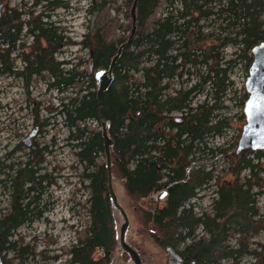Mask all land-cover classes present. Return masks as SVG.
Returning a JSON list of instances; mask_svg holds the SVG:
<instances>
[{"label": "trees", "instance_id": "1", "mask_svg": "<svg viewBox=\"0 0 264 264\" xmlns=\"http://www.w3.org/2000/svg\"><path fill=\"white\" fill-rule=\"evenodd\" d=\"M19 1L21 8H6L0 17V76L23 78L27 84L33 78L47 79L49 90L59 94L75 91L60 99L57 115L64 118L71 146L84 167L89 222L83 238L70 248L66 264H103L93 260L94 251L102 248L107 260L114 244L107 171L105 162L97 163L98 155L104 154L103 139L101 133L84 126L88 121L100 125L98 116L108 124L112 178L121 181L134 207L154 194L167 193L160 207H137L140 222L158 247L175 251L181 264H241L247 257L250 264H264V256L252 249L256 244L249 242L264 230V220L257 219L255 208L256 198L264 194L260 191L264 187V151L237 155L208 142L224 137L229 128L228 120L219 115L225 108L221 99L232 86L230 81L226 83L227 69L235 67L237 60L250 65L252 49L264 41V1L137 0L133 21L130 10L134 0H125L130 33L123 39L109 36L113 26L120 24L103 18L116 0H89V25L79 42L88 52V62L78 61L73 66L55 60L61 47L72 43L50 21L54 11L68 9V0H33L32 8H42L36 15L29 9L23 11L26 5ZM164 6L169 12L157 17ZM214 16L227 22L221 30L238 29L223 43L239 48L242 54L235 59L220 62L221 56L214 59L212 55L213 46L204 47L199 23ZM25 39H31L32 44L26 46ZM126 42L114 64L110 87L97 94L89 65L93 72L108 69ZM16 60L22 64L21 70L16 69ZM84 65L86 69H82ZM196 66L209 72L198 84L174 90L173 82L190 75V68ZM205 86L210 97L191 106ZM247 95L244 93L237 105L244 108ZM175 114L182 115L179 122ZM36 125L43 128L46 123ZM19 150L20 146L15 148ZM41 151L46 149L34 144L25 162L7 167L0 164V170H7L1 184L9 193V208L0 216V253L16 252L11 239L19 227L31 222L29 208L46 181L38 175ZM220 161L223 171L217 170ZM210 185L215 188L210 213L197 214L194 204L188 203ZM199 229L201 236L195 234ZM26 256L23 250L17 258Z\"/></svg>", "mask_w": 264, "mask_h": 264}, {"label": "rangeland", "instance_id": "2", "mask_svg": "<svg viewBox=\"0 0 264 264\" xmlns=\"http://www.w3.org/2000/svg\"><path fill=\"white\" fill-rule=\"evenodd\" d=\"M124 2L125 0H116L115 3L110 4L107 15L103 17L104 20L113 19L114 23L117 21L118 25L120 24L113 26L114 29H111L110 37L127 39L129 36V20L125 17L128 8L123 5ZM32 3L33 0H24L26 8L22 9L23 11L29 9L36 15L42 8L41 6L32 8ZM19 4V0H0L3 10L20 7ZM88 4L89 0H68V9H57L53 12L50 21L57 26L58 32L72 43L61 47L55 57L58 62H69L72 66L78 61L88 62V52L83 51L79 46V42L86 32V26L89 25L86 17ZM168 12L164 6L157 17H164ZM223 21V17L214 16L201 20L199 23L205 37L204 47L213 46L215 49L212 55L214 59L221 56L223 60L220 62L235 59L236 55L242 54L237 46H223L226 38H231L234 33L238 32L237 28L232 30L227 27L228 30H221L220 27L227 25V22ZM25 43L26 46H29L32 44V40L25 39ZM19 53L20 50L15 52L14 56ZM15 67L17 70H21L23 66L16 60ZM65 67L66 69L71 68L70 65ZM249 67L250 65L245 60H237L235 67L227 69L228 81L226 83L230 81L232 86H228L229 90L221 99L225 108L219 112V115L228 120L229 128L224 137L208 139L211 145L223 146L235 153L245 124V119L241 120L240 118L241 115H244L243 107L237 103L241 96L247 93L244 91V87ZM86 68V65L82 66V69ZM189 72L190 75L186 74L173 82L174 90L186 89L191 85L198 84L201 77L203 78L209 72V69L196 66L190 68ZM47 84V79L33 78L27 84L23 78L0 76V164L7 167L25 162L29 159L27 153L34 144H37V148L46 149V152L38 153V157L43 159L42 163L38 165V175L45 178L46 181L41 183L36 203L29 208L32 211L29 215L32 218L31 222L19 227L11 239L15 242L17 251L0 253L3 264H66L70 248L83 238L89 222L86 203L89 198V190L88 182L83 177L84 167L75 155L77 150L71 146L73 143L70 140L69 131L64 125V118L57 115L60 99L70 96L75 91L70 89L65 94H59L55 90H49ZM206 96L210 97L207 86L194 96L191 106L204 101ZM174 116L175 119L182 117L181 114ZM36 123H46V126L39 128ZM84 126L88 131L101 132L100 125L96 122L88 121ZM34 129L37 130V133L31 139L30 146L27 147L23 142ZM18 146H20V150L15 151ZM33 159L31 158V161ZM35 162L33 160V163ZM104 162V154H99L97 163L104 164ZM216 166L218 171L225 169L221 161ZM6 173V168L0 170V216L5 214L9 208V193L7 188L1 184ZM113 186L118 203L123 207L128 220L125 244L138 251L143 264H168L167 251L153 242L140 222L137 210L138 206H142L146 210L162 206L163 200H160L161 202L158 200L160 194L152 195V199H157L158 203L155 204L152 200L145 199L137 206L135 205V208L126 197L121 181L113 180ZM214 191L215 188L212 185L204 187L188 204H194V212L197 214L210 213L212 198L215 196ZM260 191L264 193V187ZM255 208L258 211L257 219L260 218L263 221L264 194L256 198ZM112 210L114 244L110 250L109 259L104 260L105 251L102 253L97 249L93 253V260L103 261V264H134L129 255L119 246L117 236L120 226L124 223L123 217L113 206ZM195 234L201 236L202 232L199 229ZM249 242L256 244V246L252 245V249L256 248V253H260V257L264 256V230H261L258 236ZM231 244H235L234 238L231 240ZM23 250L27 256L21 260L17 257ZM251 262L252 260L247 257L242 259L241 264H250ZM223 264H229V262Z\"/></svg>", "mask_w": 264, "mask_h": 264}, {"label": "water", "instance_id": "3", "mask_svg": "<svg viewBox=\"0 0 264 264\" xmlns=\"http://www.w3.org/2000/svg\"><path fill=\"white\" fill-rule=\"evenodd\" d=\"M136 1L131 8V16L134 17ZM1 12V6H0ZM134 29L131 32L133 34ZM130 40V38L128 39ZM124 45L120 46L117 55L112 60V64L107 70H100L94 74L97 86V94L104 93L110 87L113 80V65L118 59L120 50ZM252 64L248 70V78L245 82V89L249 95L247 103L244 105L245 124L242 128L236 153L258 152L264 151V41L260 42L252 49ZM101 136L103 139L105 167L107 171V189L112 206L122 215L124 223L120 226L118 233V241L120 248L129 255L134 264H143L138 251L131 246L125 244V232L128 227V220L124 209L119 205L118 200L113 191V178L111 175V140L108 137V124L99 118ZM37 130L34 129L24 140L26 146L30 145L31 139L36 135ZM169 264H181V259L174 253L172 249H167ZM0 264H2L0 254Z\"/></svg>", "mask_w": 264, "mask_h": 264}, {"label": "bare ground", "instance_id": "4", "mask_svg": "<svg viewBox=\"0 0 264 264\" xmlns=\"http://www.w3.org/2000/svg\"><path fill=\"white\" fill-rule=\"evenodd\" d=\"M134 12H135V11H134ZM0 16H1V13H0ZM130 16H131V10H130ZM131 17H132V16H131ZM132 19H133V21H134V17H132ZM127 42H128V41H127ZM127 42L124 43V44H122V45H124V47H125V46L127 45ZM122 45H121V46H122ZM124 47H123V48H124ZM119 48H120V47H119ZM119 48H118V50H119ZM123 48H122V49H123ZM122 49H121V50H122ZM118 50H117V52H118ZM121 50H120V52H121ZM116 55H117V53H116ZM116 55H115V56H116ZM119 55H120V53H119ZM119 55H118V56H119ZM251 55H252V52H251ZM114 58H115V57H114ZM118 58H119V57H118ZM252 60H253V59H252ZM116 61H117V60H116ZM116 61H115V62H116ZM111 64H112V62H111ZM111 64H110V65H111ZM114 64H115V63H114ZM251 64H252V62H251ZM251 64H250V66H251ZM110 65H109V67H110ZM109 67H108V68H109ZM113 68H114V65H113ZM103 70H107V69H103ZM248 70H249V69H248ZM98 71H100V70H98ZM89 72H90V74H93V77H94V74L97 72V71H96V72H93L91 64L89 65ZM247 78H248V77H247ZM95 82H96V81H95ZM244 89H245V87H244ZM246 92H247V91H246ZM247 94H248V93H247ZM248 98H249V95H248ZM248 98H247L245 104L247 103ZM245 104H244V105H245ZM243 113H244V108H243ZM244 119H245V118H244ZM176 121H179V119H176ZM238 140H239V139H238ZM23 143H24V142H23ZM237 143H238V142H237ZM24 145H25V144H24ZM25 146H26V145H25ZM29 146H30V145H29ZM29 146H27V147H29ZM236 151H237V149H236ZM243 153H244V152H243ZM236 154H237V153H236ZM239 154H240V153H239ZM239 154H237V155H239ZM111 175H112V174H111ZM162 194H163V196L160 197L159 200H164L165 197H166V194H167V193H166V191H164ZM167 255H168V254H167ZM167 258H168V256H167ZM168 261H169V260H168Z\"/></svg>", "mask_w": 264, "mask_h": 264}, {"label": "flooded vegetation", "instance_id": "5", "mask_svg": "<svg viewBox=\"0 0 264 264\" xmlns=\"http://www.w3.org/2000/svg\"><path fill=\"white\" fill-rule=\"evenodd\" d=\"M3 11H4V10H3V5H1V12H0V13H1V16H2V14H3ZM1 16H0V17H1ZM178 122H179V121H178ZM247 152H248V151H247ZM163 192H164V191H163ZM163 192H161V193H157V195L160 194L158 200L160 199V197L163 196V194H162ZM154 195H155V194H154ZM148 199L152 200L155 204L158 203L157 199H152L151 196L148 197ZM156 201H157V202H156ZM159 201H160V200H159ZM163 201H164V200H163ZM163 201H162V202H163ZM160 202H161V201H160ZM98 250L101 251L102 253H104V250H103L102 248H98ZM166 251H167V250H166ZM174 253H175L176 255H178L175 251H174ZM109 256H110V255H108V258H109ZM178 256H179V255H178ZM104 257H105V254L103 255V258H104ZM180 259H181V258H180ZM2 264H3V262H2ZM168 264H169V261H168Z\"/></svg>", "mask_w": 264, "mask_h": 264}]
</instances>
